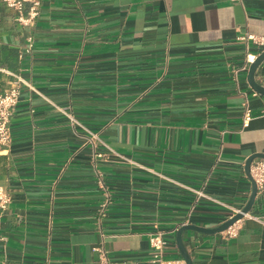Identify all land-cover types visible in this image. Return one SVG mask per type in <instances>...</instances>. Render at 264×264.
<instances>
[{"label":"crops","instance_id":"0c3cea01","mask_svg":"<svg viewBox=\"0 0 264 264\" xmlns=\"http://www.w3.org/2000/svg\"><path fill=\"white\" fill-rule=\"evenodd\" d=\"M16 18L0 0V95L15 75L33 86L0 143V264H102L99 249L160 264L156 233L165 264H187L179 228H217L252 195L264 95L241 68L264 50L243 39L264 37V0H41L34 21ZM238 227L183 231L192 263L264 264V191Z\"/></svg>","mask_w":264,"mask_h":264},{"label":"built area","instance_id":"2783aa9c","mask_svg":"<svg viewBox=\"0 0 264 264\" xmlns=\"http://www.w3.org/2000/svg\"><path fill=\"white\" fill-rule=\"evenodd\" d=\"M8 7L12 8L16 14V20L24 25H27L34 21L38 14L39 8L41 5V0H3ZM27 7L28 12L25 14L24 9ZM243 39L252 42L254 45L260 46L264 48V37H257L254 35H247ZM33 50V39L31 37L28 38L27 46L22 53V57L24 54H31ZM256 54L249 53L246 57V62L241 70L248 71L250 63H252ZM27 85L29 88L33 89V86L28 83L24 78L20 75H15V80L12 82L10 87L4 92V94L0 95V143L6 145L11 140L10 135V123L11 118L14 115L16 107L19 103V97L21 92V86ZM72 121H75L73 115L70 116ZM252 120L251 109L247 103L244 106V116H243V127H248ZM93 139L97 136L91 133ZM251 175L257 185V193H261L264 191V159H256L251 165ZM197 195V200L201 197H207L206 194L202 190H194ZM11 199L8 193L4 188L0 187V209L4 210L10 203ZM242 209H231L230 214H228L227 220L231 219L238 213H241ZM248 215V214H247ZM246 216V215H245ZM244 216V217H245ZM243 220V219H242ZM242 220H238L233 225H231L226 231V238H233L237 236L239 230V223ZM1 240V236H0ZM150 245L153 251V261L159 262L160 264H165L164 261V248L166 245V241L162 235V233L152 234L150 236ZM100 256L103 259L102 264H109L107 260V254L104 250H100Z\"/></svg>","mask_w":264,"mask_h":264},{"label":"water","instance_id":"95a60500","mask_svg":"<svg viewBox=\"0 0 264 264\" xmlns=\"http://www.w3.org/2000/svg\"><path fill=\"white\" fill-rule=\"evenodd\" d=\"M263 62H264V50L260 54L257 55V57L255 58V60L252 63H250L249 69H248V75H247V81H248L250 87L261 95H264V85H262L256 81L255 74H256L258 67ZM258 158L264 159V153H257V154L251 155L245 163V171L253 183V191H252V195H251V198H250L248 204L242 209L241 213H238L237 215H235L231 219L227 220L226 222H224L222 225H220L217 228H206V227L197 226V225H193V224L184 225V226H181L179 228L178 233H177V237H176V241H177L178 248H179L181 254L183 255L187 264H193V263L191 261L189 253H188L187 249L185 248V245H184L183 240H182V232L183 231L195 230V231L206 233V234L222 233V232L226 231L231 225H233L238 220H242L244 218V216L250 212L252 206L254 205L256 196H257V185H256V183H255V181L251 175V165L254 162V160H256Z\"/></svg>","mask_w":264,"mask_h":264}]
</instances>
